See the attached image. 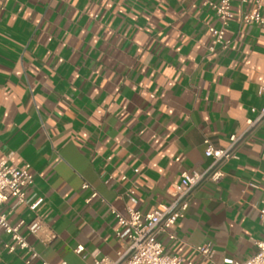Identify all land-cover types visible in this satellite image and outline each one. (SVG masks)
<instances>
[{
  "label": "crops",
  "instance_id": "0c3cea01",
  "mask_svg": "<svg viewBox=\"0 0 264 264\" xmlns=\"http://www.w3.org/2000/svg\"><path fill=\"white\" fill-rule=\"evenodd\" d=\"M218 1L0 0V163L29 166L27 201L40 203L0 208L10 224L40 219L54 236L21 230L39 255L30 264L116 261L112 211L169 206L183 173L210 166L205 141L226 149L256 118L264 27L243 20L253 0H231L226 48L216 44L209 29L223 28L207 3ZM224 173L194 191L175 240L160 237L168 256L212 264L198 252L211 244L214 263L242 262L264 242V123ZM9 240L0 264H27L4 250Z\"/></svg>",
  "mask_w": 264,
  "mask_h": 264
},
{
  "label": "built area",
  "instance_id": "2783aa9c",
  "mask_svg": "<svg viewBox=\"0 0 264 264\" xmlns=\"http://www.w3.org/2000/svg\"><path fill=\"white\" fill-rule=\"evenodd\" d=\"M19 1V0H13ZM241 5L249 0H237ZM254 11L244 17L246 24L255 23L264 27V19L261 16V9L264 0H253ZM231 0H219L216 3L208 2L207 5L216 13L222 24L221 30L210 28L215 43L226 48L224 39V28L233 18L231 14ZM211 51H214L212 49ZM264 123V103L262 109L254 119L247 121V128L241 135H232L229 139L230 145L226 149L215 148L209 140L205 141V157L211 161L210 166L202 173H183L180 185L174 186L170 193L173 201L169 206H162L152 213L143 214L140 211L128 209L127 216L113 210L112 214L116 221L115 236L123 243V250L118 253L116 261L108 259H94L93 264H193L178 257H171L165 253L164 246L160 241L163 235L170 240H175V236L170 230L177 221L182 219L189 209L194 191L204 183L219 184L225 178L224 168L232 160L238 158V148L245 139L252 136ZM125 178H123L124 180ZM34 183V176L30 173V167L23 168L9 165L6 162L0 163V207L10 199L14 200L18 206L27 205L34 211L39 202L29 203L27 201L28 189ZM85 188H88L85 186ZM134 192H130L133 199ZM96 197V195H93ZM134 200V199H133ZM259 217L264 225V207L258 209ZM26 229L29 235L34 236L47 244L54 236L45 232V225L40 219H35L30 223L21 221L17 225L9 223L7 215L3 214L0 208V237L6 235L10 238L4 245V250L10 254L18 251L29 255L27 264L39 258L38 253L31 246L26 236L21 230ZM257 252L246 261H225L219 264H264V242L256 243ZM83 248L76 249L77 254L83 252ZM198 252L206 259L213 262L214 247L207 244L198 249ZM47 264V263H42Z\"/></svg>",
  "mask_w": 264,
  "mask_h": 264
}]
</instances>
